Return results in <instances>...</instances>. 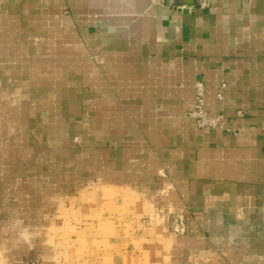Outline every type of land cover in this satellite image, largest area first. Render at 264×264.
Wrapping results in <instances>:
<instances>
[{
    "label": "crops",
    "instance_id": "0c3cea01",
    "mask_svg": "<svg viewBox=\"0 0 264 264\" xmlns=\"http://www.w3.org/2000/svg\"><path fill=\"white\" fill-rule=\"evenodd\" d=\"M163 1L0 0V264H264V0Z\"/></svg>",
    "mask_w": 264,
    "mask_h": 264
},
{
    "label": "built area",
    "instance_id": "2783aa9c",
    "mask_svg": "<svg viewBox=\"0 0 264 264\" xmlns=\"http://www.w3.org/2000/svg\"><path fill=\"white\" fill-rule=\"evenodd\" d=\"M186 2L179 4L178 9L183 8H198L200 10L207 9L210 5L211 0H180ZM164 2V1H163ZM177 0H169V6H175ZM226 89V84L221 83L218 86L216 97L218 100H223V94ZM236 116H242L241 111L235 112ZM188 116L192 118L195 125L199 129H210V130H227L224 118L219 114H212L204 107V87L201 82L195 85V102L193 108L188 112ZM175 230L177 232H184V226L177 221L175 223Z\"/></svg>",
    "mask_w": 264,
    "mask_h": 264
},
{
    "label": "rangeland",
    "instance_id": "374dc122",
    "mask_svg": "<svg viewBox=\"0 0 264 264\" xmlns=\"http://www.w3.org/2000/svg\"><path fill=\"white\" fill-rule=\"evenodd\" d=\"M27 263H28V264H37V261H36V260H33V259H31V260H28V261H27Z\"/></svg>",
    "mask_w": 264,
    "mask_h": 264
},
{
    "label": "water",
    "instance_id": "95a60500",
    "mask_svg": "<svg viewBox=\"0 0 264 264\" xmlns=\"http://www.w3.org/2000/svg\"><path fill=\"white\" fill-rule=\"evenodd\" d=\"M167 4H169V0H164ZM183 3H186L183 1ZM186 10H183L182 12L185 13Z\"/></svg>",
    "mask_w": 264,
    "mask_h": 264
}]
</instances>
